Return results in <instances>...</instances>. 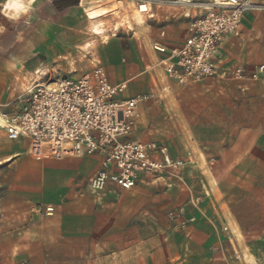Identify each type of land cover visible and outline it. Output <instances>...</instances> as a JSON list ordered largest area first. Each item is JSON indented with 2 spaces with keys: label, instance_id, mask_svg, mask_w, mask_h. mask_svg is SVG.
<instances>
[{
  "label": "crops",
  "instance_id": "1",
  "mask_svg": "<svg viewBox=\"0 0 264 264\" xmlns=\"http://www.w3.org/2000/svg\"><path fill=\"white\" fill-rule=\"evenodd\" d=\"M54 1L3 5L11 18L33 4L25 24L0 26L1 116L17 111L13 95L36 70L78 76L99 61L111 83H127L120 97L147 96L133 137L166 145L184 164L172 176L140 175L130 190L109 183L96 193L90 178L102 154L38 160L29 139L8 138L2 117L0 264H264V79L249 77L264 64V0L214 55L221 68L243 67L245 75L187 84L167 76L153 43L180 46L200 14L194 4L212 0L153 4L152 24L94 45L87 0L59 9ZM179 207L184 226L169 218Z\"/></svg>",
  "mask_w": 264,
  "mask_h": 264
},
{
  "label": "built area",
  "instance_id": "2",
  "mask_svg": "<svg viewBox=\"0 0 264 264\" xmlns=\"http://www.w3.org/2000/svg\"><path fill=\"white\" fill-rule=\"evenodd\" d=\"M168 3L144 0L138 3V10L154 18L152 5ZM194 7L200 14L191 19L180 46L170 49L160 41L153 43L154 50L162 54L160 62L167 76L180 84L208 77L244 76L243 67L223 69L214 55L227 36L240 35L244 13L260 5L256 0H212L195 3ZM249 77L264 79V64ZM126 89V82L113 84L108 80L99 61L78 76H74V71L57 76L36 70L28 86L15 98L17 111L2 114L5 131L10 140L29 139V153L38 160L102 154L101 167L90 178V187L96 193L109 183L130 190L143 174L175 173L184 160H173L162 143H144L133 137L138 103L147 96L120 97ZM52 211V207L46 209V213ZM184 213L185 209L179 207L170 213V219L179 220ZM186 222L181 219L179 224L184 226Z\"/></svg>",
  "mask_w": 264,
  "mask_h": 264
},
{
  "label": "rangeland",
  "instance_id": "3",
  "mask_svg": "<svg viewBox=\"0 0 264 264\" xmlns=\"http://www.w3.org/2000/svg\"><path fill=\"white\" fill-rule=\"evenodd\" d=\"M5 1L6 0H0V26L5 24L8 21H11V24L12 23H23V24H25L26 23L25 21H27V18H29V14H30V12L32 10L33 4L32 5L29 4L27 10L24 11V12H21V13L20 12H16V13H19L17 15H16V13L12 12L11 13V18H9L8 17L9 14L6 16L5 12H4V8H3V5H4ZM38 1H42L44 3L47 2V0H38ZM141 1H144V0H87L84 3V7L86 8V16L88 14L87 10L91 9L92 7H94V8L98 7V8H101V9L105 10V12L101 14V17H98V18H95V19L91 20L87 16V18L89 20L88 21L89 22V28L86 31L89 33L88 35H89V37H91V40H93V39L95 40L93 42V45L97 41L106 40L109 37V35H112L114 33V31H118L119 29L121 30V29H125V28H128V27L129 28H133L135 26L142 25V24L146 25V24H148L150 22L152 24V20L154 18H150L149 15L144 14L142 12L140 14L143 16V22L140 23L138 21V15H137L139 13L138 3H141ZM146 1H151V0H146ZM11 5L12 4H10L9 7H6L7 6L6 5L5 7L10 9ZM101 23H102V25H101ZM97 24L101 25V26L99 25V27L104 30L103 33L95 32L93 30V29H95V25H97ZM91 40H89V41H91ZM88 45L91 46L92 42L90 44H88ZM93 45H92V47H93ZM82 49H83L82 50V54H83V53L86 52V50L84 49V47ZM88 49H91V48H88ZM89 56L90 55H88V57ZM87 58H83V60L81 61L82 64H80L84 69H86L87 67H90V66L86 65V62L89 63L87 61ZM26 87L27 86H25V88ZM22 89L16 91L15 94L13 95V97L17 96L18 94H20ZM8 93L10 94V92H8ZM13 97H12V99H13ZM10 99H11V97L9 95L4 100H6L5 102H9ZM4 108L6 109L5 111H7L8 109H11V105H8V106H6ZM0 116H1V113H0ZM164 175L165 176H172L171 174H163V176ZM169 218H170V214H169Z\"/></svg>",
  "mask_w": 264,
  "mask_h": 264
},
{
  "label": "bare ground",
  "instance_id": "4",
  "mask_svg": "<svg viewBox=\"0 0 264 264\" xmlns=\"http://www.w3.org/2000/svg\"><path fill=\"white\" fill-rule=\"evenodd\" d=\"M84 1H86V0H84ZM10 5H7L6 7H9ZM105 12V10L104 9H101V8H98V7H92L91 9H88L87 10V16L89 17V19H95V18H98V17H100V15L102 14V13H104ZM138 15V21L140 22V23H142L143 22V16L140 14V12L137 14ZM99 25L100 24H97V25H95V29H93L95 32H101V33H103V29H101L100 27H99ZM131 27V26H130ZM3 122V118H2V116H0V123H2Z\"/></svg>",
  "mask_w": 264,
  "mask_h": 264
},
{
  "label": "trees",
  "instance_id": "5",
  "mask_svg": "<svg viewBox=\"0 0 264 264\" xmlns=\"http://www.w3.org/2000/svg\"><path fill=\"white\" fill-rule=\"evenodd\" d=\"M79 0H55V4L57 6V8H63L67 5H76V3H78Z\"/></svg>",
  "mask_w": 264,
  "mask_h": 264
},
{
  "label": "snow or ice",
  "instance_id": "6",
  "mask_svg": "<svg viewBox=\"0 0 264 264\" xmlns=\"http://www.w3.org/2000/svg\"><path fill=\"white\" fill-rule=\"evenodd\" d=\"M11 7H17V5H11Z\"/></svg>",
  "mask_w": 264,
  "mask_h": 264
}]
</instances>
